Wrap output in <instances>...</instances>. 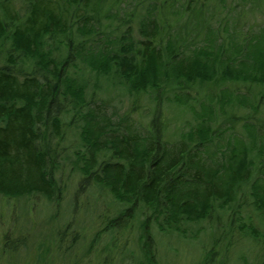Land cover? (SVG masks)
<instances>
[{
	"label": "trees",
	"instance_id": "16d2710c",
	"mask_svg": "<svg viewBox=\"0 0 264 264\" xmlns=\"http://www.w3.org/2000/svg\"><path fill=\"white\" fill-rule=\"evenodd\" d=\"M241 3L264 8V0ZM226 6L0 0V196L58 205L66 161L81 190L112 196V216L90 245L105 244V253L129 229L135 264H159L169 241L201 244L197 264H227L235 229L262 250L247 209L264 228V24L243 34V15L219 18L233 10ZM227 83L263 90L237 95ZM109 94L132 106L109 112ZM143 96L149 121L138 126L132 115ZM173 108L178 125L164 115ZM68 137L79 141L72 151Z\"/></svg>",
	"mask_w": 264,
	"mask_h": 264
},
{
	"label": "rangeland",
	"instance_id": "374dc122",
	"mask_svg": "<svg viewBox=\"0 0 264 264\" xmlns=\"http://www.w3.org/2000/svg\"><path fill=\"white\" fill-rule=\"evenodd\" d=\"M226 5L227 9L232 7L233 10L230 12L226 9L220 10L219 18L224 21L226 17L230 19L243 15L241 23L244 25L241 26L243 34H247L249 27L256 31L259 26L264 24V8L261 9L262 11L248 12V7L246 4L243 5L241 0H226ZM224 88L237 95L245 93L246 89H251V92L255 93L263 90L256 86H248L245 89L243 85H230V83H227ZM109 95L103 97L105 102L109 101L110 103L109 112L116 111L119 115L124 114L132 106L130 97H120L117 94ZM146 100V96L139 98L138 109L132 115V120L138 126H144L149 121L144 112L148 107ZM174 110V108L166 110L164 115L168 123L170 121L171 124L178 125L181 120L176 116L174 118V114H176ZM236 112L237 115H240L238 119L249 115L248 111H244L245 113ZM187 119H190L189 116L184 117L183 120ZM174 130H176V126L173 125L168 129L167 135H173ZM234 132L241 135V131L236 127H234ZM247 133L251 134L253 130L250 129ZM75 138L72 141L68 137L64 143L68 151H72V146L76 141L79 142L77 138L75 141ZM61 165L62 170L57 174V177L61 179L62 185L66 186V189L65 193H62L58 205H52L45 199L34 196L32 199H6L0 196V264H135L131 258L129 259V254L133 253V257L138 254L135 242L133 243L136 233H133L132 229L126 230L123 237H120L121 233H118L116 246L112 249V253H105L106 248L103 243L90 246L94 233L99 231L106 220L112 216V212H110L112 207L110 204L108 206V203L113 200L112 196L109 194L107 196L100 195L97 186L91 188L87 186L81 190V174L77 171L73 172L71 164L66 161ZM103 196H105V200H103ZM247 215L252 219L253 226L264 234V228L258 226L256 215L251 209H247ZM234 223L235 226L239 225V223ZM204 226L208 225L204 224ZM61 231L64 232L60 239L61 248H59L58 236ZM207 236L210 238L209 234ZM103 237L104 242H108L107 236ZM75 239L76 243L71 246ZM207 241L203 236L204 245H207ZM231 245L227 254V264H264V246L261 245L262 250H260V247L253 244L249 238H244L236 229ZM69 246L71 249L67 252L66 249ZM158 249L159 264H197L201 259V244L188 245L184 242L169 241L164 247L161 246ZM120 250L126 251L124 259L121 257L123 254H119ZM134 259H138V257L136 256Z\"/></svg>",
	"mask_w": 264,
	"mask_h": 264
}]
</instances>
